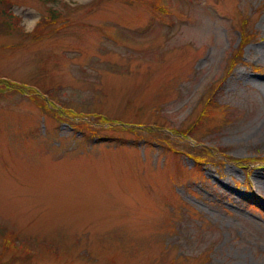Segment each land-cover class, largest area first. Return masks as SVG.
<instances>
[{
    "label": "rangeland",
    "instance_id": "374dc122",
    "mask_svg": "<svg viewBox=\"0 0 264 264\" xmlns=\"http://www.w3.org/2000/svg\"><path fill=\"white\" fill-rule=\"evenodd\" d=\"M6 8L2 262L264 264V0Z\"/></svg>",
    "mask_w": 264,
    "mask_h": 264
},
{
    "label": "trees",
    "instance_id": "16d2710c",
    "mask_svg": "<svg viewBox=\"0 0 264 264\" xmlns=\"http://www.w3.org/2000/svg\"><path fill=\"white\" fill-rule=\"evenodd\" d=\"M0 16H1V19L0 20H1V25H2L1 28L6 29V30L9 29V30L12 31V29L15 27V29L18 28L19 30H21L22 24L20 22V17L17 16L16 14H14L10 9H7V8L4 9V10L0 9ZM5 16H7L8 19L5 18ZM242 48L243 47H240V50H239L240 53H242ZM13 85L16 86L17 84L14 83V82H12V81H6L5 82L3 80H0V88H2V89H4V88L7 89V88H9V87H11ZM17 86H21V85H17ZM21 87H24V86H21ZM31 89H33V88H31ZM45 108L49 111V109L47 107H45ZM61 110H63L64 113H60ZM66 110L67 109H58V110H56V113L59 116V118L63 117V118H68L69 120H71V116L76 117V115H77L76 113H74V112H72L70 110H68V111H66ZM50 111L55 115L54 111H52V110H50ZM161 129H163V128L161 127ZM158 130H160V129L158 128ZM162 133L163 132H160V134H161L160 136L163 139V141H168L169 140V137H167L165 134H162ZM189 146H190V148H192L191 145H189ZM206 148L207 147H204V151L201 150V149L200 150H196V153L199 152L198 154L200 155V156H195L196 159H198V161L203 160V158L205 159V157H203V155H201L202 153H205V152H207L211 156H214V154L212 153V151L207 150ZM193 150L192 151L191 150H186L187 151V154H189L190 156H193L194 157L193 152L195 150L194 151ZM183 151H185V150H183ZM4 236H5V240H6V246H14V242H16L17 236L15 237V236H13L11 234L9 235L8 234V231L4 232ZM16 247L17 248H20V245L18 244ZM16 247L14 246V248L11 249L13 259H14V254H15ZM8 251H5L2 248H0V264H8L7 262H2L3 261L2 258L5 257V254Z\"/></svg>",
    "mask_w": 264,
    "mask_h": 264
}]
</instances>
